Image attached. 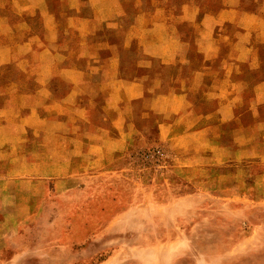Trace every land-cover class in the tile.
Here are the masks:
<instances>
[{
    "label": "crops",
    "instance_id": "obj_1",
    "mask_svg": "<svg viewBox=\"0 0 264 264\" xmlns=\"http://www.w3.org/2000/svg\"><path fill=\"white\" fill-rule=\"evenodd\" d=\"M151 142L189 186L264 170V0H0V238Z\"/></svg>",
    "mask_w": 264,
    "mask_h": 264
},
{
    "label": "rangeland",
    "instance_id": "obj_2",
    "mask_svg": "<svg viewBox=\"0 0 264 264\" xmlns=\"http://www.w3.org/2000/svg\"><path fill=\"white\" fill-rule=\"evenodd\" d=\"M154 146L167 151L161 166L141 158ZM172 160L151 142L120 177L50 185L36 215L0 238V264H264V170L211 191L168 178Z\"/></svg>",
    "mask_w": 264,
    "mask_h": 264
},
{
    "label": "built area",
    "instance_id": "obj_3",
    "mask_svg": "<svg viewBox=\"0 0 264 264\" xmlns=\"http://www.w3.org/2000/svg\"><path fill=\"white\" fill-rule=\"evenodd\" d=\"M141 156L144 160L158 163L157 165L161 166L163 159L167 157V151L161 146H154L144 150Z\"/></svg>",
    "mask_w": 264,
    "mask_h": 264
}]
</instances>
